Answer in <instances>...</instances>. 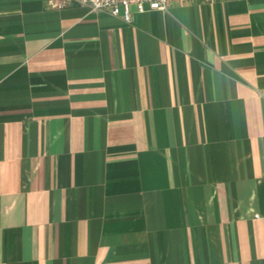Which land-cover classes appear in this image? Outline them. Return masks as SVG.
Returning <instances> with one entry per match:
<instances>
[{
  "label": "crops",
  "instance_id": "1",
  "mask_svg": "<svg viewBox=\"0 0 264 264\" xmlns=\"http://www.w3.org/2000/svg\"><path fill=\"white\" fill-rule=\"evenodd\" d=\"M59 3L0 0V264H264V0Z\"/></svg>",
  "mask_w": 264,
  "mask_h": 264
},
{
  "label": "built area",
  "instance_id": "2",
  "mask_svg": "<svg viewBox=\"0 0 264 264\" xmlns=\"http://www.w3.org/2000/svg\"><path fill=\"white\" fill-rule=\"evenodd\" d=\"M192 1L196 0H60L59 5L65 6L68 3L74 2L88 7L91 11L108 10L114 15H122L126 21H131L132 6H136L139 12L145 13L149 10L167 11L173 5L185 4Z\"/></svg>",
  "mask_w": 264,
  "mask_h": 264
}]
</instances>
